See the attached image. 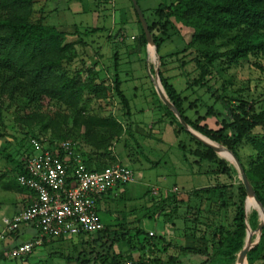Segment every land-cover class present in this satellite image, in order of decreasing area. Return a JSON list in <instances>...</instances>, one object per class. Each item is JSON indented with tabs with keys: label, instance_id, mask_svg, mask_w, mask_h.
<instances>
[{
	"label": "trees",
	"instance_id": "obj_1",
	"mask_svg": "<svg viewBox=\"0 0 264 264\" xmlns=\"http://www.w3.org/2000/svg\"><path fill=\"white\" fill-rule=\"evenodd\" d=\"M136 1L139 5L140 0ZM129 2L131 4V0ZM34 4L35 0H0V118L6 103L16 102L24 112L20 123L31 129L37 128V131L28 130L25 133L20 141L21 145L24 141L29 144L31 137H44L42 133L49 130L52 134V138L48 137L49 141L59 139L58 141L75 143L89 170H100L112 164L104 160L93 161L90 153L85 152L81 144L100 157L101 154L111 155L115 144L126 136L131 138L136 148L145 155L143 144L135 139L131 128L132 109L122 90L118 71L119 54H113V74L109 78L101 76L97 62L88 65L82 58L79 59L83 69L74 70L72 75L67 74L64 69L74 58L75 46L78 43L85 46L83 35L89 36L100 28H87L83 31L75 28L77 39L68 41L65 31L45 24L43 18L31 21ZM131 7L141 28L132 4ZM154 15L156 20L152 23L145 16L144 18L149 23L148 29L157 55L166 39L175 34L180 36L175 24L190 30L191 35L184 45L187 51L195 49L196 54L192 62L197 74L188 82V87H206L215 103L221 104L222 110L208 106L204 115L195 113L196 118H189L186 111L195 108L196 103L186 105L187 99L176 91L168 77L163 76L160 71L163 59L159 56L157 76L167 99L189 128L214 144L228 149L238 158L256 198L264 209V105L244 98L240 94L242 90L236 91L239 93L237 96L226 94V84L229 80L221 83L219 93L211 91L207 85L211 68H217L218 74L221 75L225 70L222 65L228 68L230 64L244 62L250 67L262 66L264 0H169L168 3H160L154 10ZM108 36L111 37V34ZM219 39H224L222 44L228 45V48L217 51L216 43ZM147 44L141 29L137 37L136 51L145 52ZM154 72L155 70L150 68L153 77ZM82 74H86V80H82ZM90 99L107 105L117 100L120 105L119 114L90 111ZM18 101L21 103L18 104ZM159 107L162 115L158 122H165L171 127L178 149L182 152V160L188 163L189 173L205 176L209 183L189 191H169L151 200L152 211L160 212L164 217L160 221L163 226L162 234L153 233L150 236L144 228L122 222L105 226L95 233H80L76 236V243L70 235L50 241L43 237L42 247L53 245L55 242H59V245L69 242L70 246L57 247L44 258L36 259L33 264H54L55 259L63 261L64 264H180V257L188 255L202 256L203 260L198 264H236L245 245L246 225L254 231L260 222L259 239L247 248L245 254L247 264H264V217L261 221L255 208L249 214L245 211L246 191L241 180L234 178V168L226 159L219 157L211 148L186 131L170 107L163 102H160ZM211 116L216 117L215 127H210L205 122L206 118ZM124 147H128L126 138ZM242 148H249L251 153L243 156ZM4 152L5 147H0L1 157ZM30 153L31 149L23 152L22 157L17 160L4 153V159L8 162L3 170H0V184L4 190L15 188L26 191L17 184L16 178L24 173L22 158ZM135 155V158L127 155L134 164L139 160L137 154ZM114 158L116 156L111 160H115ZM95 162L99 164L94 165ZM148 162L152 166H158L160 163L149 160ZM192 167H196V171ZM112 193V190H109L97 200L98 213L102 200L109 198ZM147 193L155 194L152 190ZM191 196L199 199V202L209 203V222L198 221L200 210L199 207L189 204ZM183 206L185 211L193 213V220L190 222L204 225V233L193 234L188 244H179L175 239L167 237L165 232L166 226H172L173 220L178 218L179 208ZM223 211H229L226 225L221 221ZM152 217L151 213L150 219ZM187 221L189 219L184 216L183 222ZM36 236L35 233L30 238L24 237L20 228L7 234L5 242L14 238L16 245L33 240ZM7 253L8 251L0 250V262L7 259ZM27 257L21 261H26Z\"/></svg>",
	"mask_w": 264,
	"mask_h": 264
},
{
	"label": "rangeland",
	"instance_id": "obj_2",
	"mask_svg": "<svg viewBox=\"0 0 264 264\" xmlns=\"http://www.w3.org/2000/svg\"><path fill=\"white\" fill-rule=\"evenodd\" d=\"M168 1L140 0L139 6L145 18L152 23L156 20L154 10L160 3H168ZM33 9L31 21L43 18L45 24L65 31L68 34V41L77 39L74 34L75 28L79 31L87 28H100L99 31L89 34V36L83 35L82 39L86 43L85 46L81 43L75 46L74 58L69 64L65 65L64 69L69 75H72L76 69H83L81 68L83 64L79 59L82 58L85 62H88V65L97 62V69H101V76L109 78L113 74V54L117 52L119 54L118 71L122 80V90L129 99L132 109L130 119L132 131H134L136 126L141 127L143 130L149 129L150 126L156 129L160 127L162 130L165 126L164 122L161 125L158 122L162 115V110L159 107L162 101L155 85L162 91L164 90L158 77H153L150 73V68L155 71L158 68L159 56L163 59L162 66H160L163 76L168 77L176 91L187 99L186 105L193 102L196 103L195 108L186 111V115L189 118H196L195 113L204 115L208 106H214L215 109L222 110L221 104L215 103L214 98L206 91V87H188V82L195 78L197 74L192 62V58L196 53L194 48L188 51L185 50L184 44L188 42L191 31L180 24H175L176 28L179 29L180 36L175 34L171 38L166 39L160 46L157 55L155 46L152 43L147 44L145 52L136 51L137 37L141 28L136 22L129 0H35ZM109 33L111 37L108 36ZM121 36H123V41L119 39ZM132 36L135 37L132 39ZM223 42L224 39L217 41V51H223L228 48V45L222 44ZM222 66L225 70L221 75L218 74L217 68H211V76L207 80V85L211 91L215 90L219 93L221 91V83L229 80L228 84H226V94L237 96L239 93L236 91L242 90L240 94L244 98L249 101L254 100L258 102V105H264V63L260 68L250 67L244 62L230 64L228 68L225 65ZM81 78L86 80V74H82ZM17 103L20 104L21 102L18 101ZM88 105L89 110L95 113L108 114L111 112L115 115L119 114L120 105L117 100L107 105L95 99H90ZM23 118L24 112L20 110L16 102L9 101L2 109L0 147H5L4 153H8L14 160L20 159L22 153L28 152L30 149L29 144L25 141L23 145L20 144L25 133L28 130L31 132L37 131L36 127L31 129L22 125L20 121ZM205 122L210 127H215L216 117H207ZM42 134L44 137L52 138L49 130ZM169 134L172 137L171 130ZM199 136L202 138L201 134ZM203 137L206 138L205 136ZM125 138L128 139V147H126L128 150L124 147ZM160 138V135L156 133L152 134L150 138L143 137V135L135 136V139L143 144L145 155H142L141 150L136 148L135 142L126 136L122 137L121 142L115 144L111 153L112 156H103L101 154L98 157L97 153H91L86 145L81 144L83 150L90 153L89 155L93 161L104 160L106 163L110 161V164H114L119 160L123 165L132 169L135 174L134 182L113 189L112 195L105 200L103 199L101 205H99V217L104 223V227L124 222L129 225H138L147 232L151 231L157 235L162 234L163 226L160 221L164 217L160 212L152 211L153 201L151 200L159 194H166L169 191L180 192L182 189L189 191L191 188L209 183L205 176L189 173L188 163L186 164L182 160V152L179 151L176 140L172 144L170 142L172 140L166 138L164 143H160ZM4 153L2 155L3 158L0 156V170H3L8 163L4 159ZM250 153L251 150L249 148L241 149L243 156ZM128 154L133 158L137 154L141 165L134 164L133 160L127 157ZM113 156H116L115 160H111ZM218 156L224 159L228 158L224 151L220 152ZM145 158L153 162H162L158 166H151ZM228 162L235 170L234 178L239 179L235 163L231 160ZM192 169L196 171L197 168L192 167ZM153 189L156 191L155 194H146L147 191L151 192ZM24 193V190L19 191L15 188L4 190L0 184V218L2 215L10 216L13 210L21 207L23 202V200L21 202V198H23ZM200 202L202 203L200 204ZM200 202L199 199H195L193 196L190 197L189 204L192 207H199L200 212L197 215V219L203 223L211 218H209L210 213L208 212L209 215L207 214L210 205L205 203V201ZM254 208L259 212L256 203L250 200V204L246 208L247 214ZM185 210L184 206L180 207L178 218L173 220L172 226L169 224L165 229L167 237L175 239L179 244H188L190 243L189 238L193 234L204 233V225L190 222V220H193V213ZM151 213L153 215L152 219H150ZM184 216L189 219L186 223L183 222ZM228 219L229 211H223L221 221L226 225ZM247 232L251 234L249 241L252 243L258 236L257 231H252L248 226ZM47 239L46 241L55 240L54 238ZM72 240L76 243L78 238L73 236ZM5 241L0 242V250L8 251L16 243L14 238L8 239L7 242ZM17 241L19 242L20 240ZM61 246L68 248L70 243L64 242L59 245V242H55L53 245L46 247L39 245L28 255L26 261L14 260L8 256L0 264H33L36 259L44 258L48 252ZM202 260L203 257L200 255L181 256L180 264H198ZM54 264L64 263L59 259H55ZM236 264H241L240 257H238Z\"/></svg>",
	"mask_w": 264,
	"mask_h": 264
},
{
	"label": "built area",
	"instance_id": "obj_3",
	"mask_svg": "<svg viewBox=\"0 0 264 264\" xmlns=\"http://www.w3.org/2000/svg\"><path fill=\"white\" fill-rule=\"evenodd\" d=\"M29 146L31 153L23 157L24 173L16 182L33 197L19 213L0 218V242L22 226H29L37 236L9 248L7 255L14 260L30 255L43 237L77 236L104 229L97 200L135 180L133 170L119 163L100 170L87 169L76 144L70 141L31 137ZM152 192L156 193L155 189Z\"/></svg>",
	"mask_w": 264,
	"mask_h": 264
},
{
	"label": "water",
	"instance_id": "obj_4",
	"mask_svg": "<svg viewBox=\"0 0 264 264\" xmlns=\"http://www.w3.org/2000/svg\"><path fill=\"white\" fill-rule=\"evenodd\" d=\"M131 4H132V6H133V8H134V10H135V12L137 14V17H138L140 25H141V29H142V31H143V33L145 35L147 43H152L151 33H150L149 29H148V24L146 22V19L144 18V15H143V13H142L137 1L136 0H131ZM157 72H158V68L155 71V75H154L155 77H158L157 76ZM155 86L157 88V92H158V94L160 96L161 101L165 105H167L168 107L171 108V110L179 118L182 126L184 127V129L186 131L190 132V134H192V136H194L196 139L200 140L202 143H204L206 146L211 148L217 154H219L222 151L226 152V154L228 156V158H226V160L227 161L231 160V161H233L235 163V166L238 169L237 171H238V174H239V179L241 180V182H242V184H243V186L245 188V191H246V199H245V206H244L245 211H246V208H247V206L249 204L248 201L249 200H253L256 203V205L258 206V208H259L260 220L262 221L263 217H264L263 206L258 201V199L256 198L254 190L252 189V187H251V185H250V183L248 181V178H247V176L245 174L244 168L242 167V165H241L240 161L238 160V158L231 151H229L228 149H226V148H224L222 146H219V145H215L214 143H212L210 140L204 138L203 136L201 138L198 133H196L195 131L190 129L188 127V125H186L185 121L182 118H180L179 113H178L177 109L174 107V105L169 102V100L167 99L164 91H162L157 85H155ZM247 228H248V224L246 225L245 245L242 247V249L240 251V254H239L241 264H247V259H246V254H245L246 250H247V248L249 246L255 244L258 241V239H259V235H260V231H261V222L258 224L257 229H256L258 236H257L256 240L253 241L252 243L249 241V239L251 237V234H249L247 232Z\"/></svg>",
	"mask_w": 264,
	"mask_h": 264
},
{
	"label": "crops",
	"instance_id": "obj_5",
	"mask_svg": "<svg viewBox=\"0 0 264 264\" xmlns=\"http://www.w3.org/2000/svg\"><path fill=\"white\" fill-rule=\"evenodd\" d=\"M161 123L162 122H160V125H161ZM165 123V122H164ZM167 123H165V126L162 128V130H161V128L159 127V129H156V128H154L153 126H150L149 127V129H147V130H143L141 127H138V126H136V127H134V131H133V133L135 134V136H142L143 135V137H148V138H150L151 137V135L152 134H159L160 135V139H159V142L160 143H164L165 142V139L166 138H170L172 141H170L172 144L175 142V137H174V134H173V131H172V129H171V127L168 125ZM131 128H132V123H131ZM171 130V132H172V137H170L169 135V131ZM167 130H168V132H167ZM145 134H146V136H145ZM166 136V137H165ZM167 141V140H166ZM152 162V161H151ZM162 161H160V163H161ZM96 164H94V165H97V164H99V163H97V162H95ZM116 163H120V164H122L119 160L116 162ZM149 163V162H148ZM159 163V164H160ZM115 164V163H114ZM135 164H138V165H141V162H140V160H138V161H136V163ZM123 165V164H122ZM151 165V164H150ZM152 166V165H151ZM95 167V166H94ZM32 197H33V194H32V192H30V191H25V193H24V196H23V198H21V202H22V200H23V202H22V204H21V207L19 208V209H16V210H13L12 211V214L11 215H14V214H17V213H19L22 209H24L26 206H28L29 204H30V202H31V199H32ZM10 215V216H11ZM2 216H6V215H2ZM21 229L23 230V232H24V237H27V238H30L31 236H33L35 233H34V230L33 229H31L29 226H22L21 227ZM34 233V234H33ZM14 245V244H13ZM12 245V246H13Z\"/></svg>",
	"mask_w": 264,
	"mask_h": 264
},
{
	"label": "bare ground",
	"instance_id": "obj_6",
	"mask_svg": "<svg viewBox=\"0 0 264 264\" xmlns=\"http://www.w3.org/2000/svg\"><path fill=\"white\" fill-rule=\"evenodd\" d=\"M248 203L250 204V200L248 201ZM249 204H248V205H249Z\"/></svg>",
	"mask_w": 264,
	"mask_h": 264
}]
</instances>
